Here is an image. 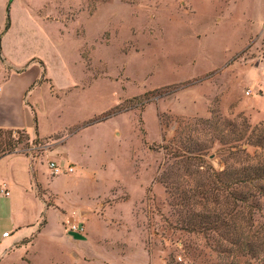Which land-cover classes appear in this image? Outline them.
Listing matches in <instances>:
<instances>
[{"label":"rangeland","instance_id":"obj_1","mask_svg":"<svg viewBox=\"0 0 264 264\" xmlns=\"http://www.w3.org/2000/svg\"><path fill=\"white\" fill-rule=\"evenodd\" d=\"M10 1L0 0V74L24 70L29 86L41 79L28 101L35 129L52 135L17 149L35 157L62 151L69 163L90 153L105 164L104 182L51 178L45 160L39 164L41 184L59 196L64 214L128 197L109 211L95 255L107 264H259L220 254L213 234L183 230L178 213L188 209L169 190L213 184L212 174L237 167L233 154L248 148L240 134L264 128V0ZM8 10L12 29L3 34ZM53 226L29 253L17 252V264L81 263L71 256L72 238H83L57 218Z\"/></svg>","mask_w":264,"mask_h":264},{"label":"crops","instance_id":"obj_2","mask_svg":"<svg viewBox=\"0 0 264 264\" xmlns=\"http://www.w3.org/2000/svg\"><path fill=\"white\" fill-rule=\"evenodd\" d=\"M13 2L14 0L9 2L10 5ZM11 29L12 26L8 31ZM1 50L2 56L5 57L4 41ZM3 59L6 60V58ZM32 62H35V60H32ZM40 65L43 69V78L46 74V66L43 62ZM25 74L26 71L19 68L11 70V72H5L3 75L0 74L2 79V85H0V129L25 131L31 139L49 138L52 135L42 136L39 134L38 128L35 129L37 123L35 122L36 110L28 101V94L36 88L35 83L41 79L36 80L29 86L30 83ZM116 116L118 115L113 117ZM109 119L95 121L85 127L104 123ZM78 134L79 132L76 131L64 144L59 146L66 145L71 138L76 137ZM116 134L119 133L116 132ZM44 160L47 163L51 178L54 177L51 175L49 162L55 161L63 166L72 165L75 167L73 175L64 176H76V178L93 180L100 175L103 182L107 181V177L102 173L105 164L100 163L99 158L90 153L85 155L83 159L72 160V163L67 161L62 151L55 150H47L38 157L27 151H19L2 157L0 159V188L7 189L9 195L6 196L0 193V264H17V261L14 260L17 252L25 250L29 253L30 250H33L34 244L40 235L53 233V220L55 218L59 220L62 228L65 226H63V223L72 217L83 224L87 232L85 235L76 234L83 240L72 238L71 256H76L77 261L81 262L80 264H101V262L107 264L102 258L95 255V248L92 244L100 246L99 242L105 240L109 226L111 227V223L106 220L110 215L109 211L121 202L128 201L127 194H125L127 198L111 200V197H107L104 202L97 200L96 203L90 206H77L72 214H64L59 196L53 194L49 189H44L41 184L39 164L43 165ZM90 170L92 173L88 172ZM86 183L89 185L88 182ZM77 184L79 183L77 182ZM137 199L135 205L139 204V197ZM44 215L47 218L46 220ZM50 217H52V221H50ZM5 233H9V236L5 237ZM76 249H79L80 255L75 251ZM25 255L22 260L30 262V255Z\"/></svg>","mask_w":264,"mask_h":264},{"label":"trees","instance_id":"obj_3","mask_svg":"<svg viewBox=\"0 0 264 264\" xmlns=\"http://www.w3.org/2000/svg\"><path fill=\"white\" fill-rule=\"evenodd\" d=\"M10 27L8 10V21L3 34ZM119 113L121 112L108 114L96 121L107 120ZM15 133L22 136L15 140ZM4 135L8 139L2 141L1 137ZM24 139L30 140L25 131L0 129V159L5 155L19 152L17 145ZM236 141L242 143L239 145L241 148L243 146L256 148V153L251 155L247 151L248 148L234 153L238 160L237 167L227 164L222 172L213 173V184L206 183L190 188L182 187L179 183L172 185L171 190L166 185V189L170 191L179 206L188 209L178 213L183 230L202 233L208 237L213 234L217 237V240L215 237L213 240L215 239L220 254L238 253L241 258H249L264 264V224H256L257 218H264L262 215L264 214V128L249 137L240 134ZM198 206L203 208L201 212H195ZM227 243L235 249H228L225 245Z\"/></svg>","mask_w":264,"mask_h":264},{"label":"built area","instance_id":"obj_4","mask_svg":"<svg viewBox=\"0 0 264 264\" xmlns=\"http://www.w3.org/2000/svg\"><path fill=\"white\" fill-rule=\"evenodd\" d=\"M49 169L51 171V175L53 177H57L60 175H73L75 173V167L72 165H68V166H63L60 165L59 163L55 162V161H50L49 162ZM0 193L8 196L9 193L7 191V189L5 188H0ZM66 229L74 234H79V235H85L86 234V228L83 224L79 223L78 221H76L74 219V217H72L71 219H68L66 221ZM5 237L9 236V233H5L4 234Z\"/></svg>","mask_w":264,"mask_h":264}]
</instances>
